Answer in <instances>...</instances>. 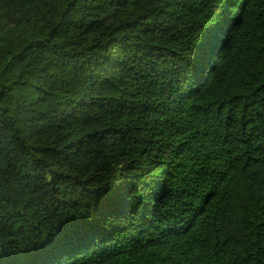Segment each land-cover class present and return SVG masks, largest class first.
I'll return each instance as SVG.
<instances>
[{"label": "trees", "instance_id": "16d2710c", "mask_svg": "<svg viewBox=\"0 0 264 264\" xmlns=\"http://www.w3.org/2000/svg\"><path fill=\"white\" fill-rule=\"evenodd\" d=\"M0 264H264V0H0Z\"/></svg>", "mask_w": 264, "mask_h": 264}]
</instances>
